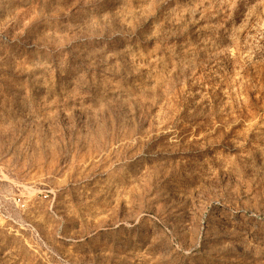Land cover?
Segmentation results:
<instances>
[{"label":"rangeland","instance_id":"1","mask_svg":"<svg viewBox=\"0 0 264 264\" xmlns=\"http://www.w3.org/2000/svg\"><path fill=\"white\" fill-rule=\"evenodd\" d=\"M0 264H264V0H0Z\"/></svg>","mask_w":264,"mask_h":264}]
</instances>
